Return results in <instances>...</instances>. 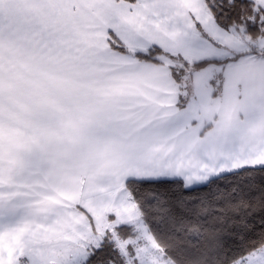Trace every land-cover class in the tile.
I'll return each instance as SVG.
<instances>
[{"label":"snow or ice","instance_id":"snow-or-ice-1","mask_svg":"<svg viewBox=\"0 0 264 264\" xmlns=\"http://www.w3.org/2000/svg\"><path fill=\"white\" fill-rule=\"evenodd\" d=\"M0 264H264V0H0Z\"/></svg>","mask_w":264,"mask_h":264}]
</instances>
